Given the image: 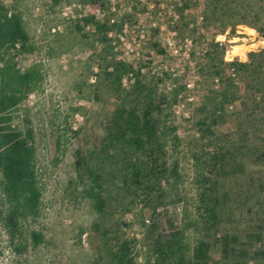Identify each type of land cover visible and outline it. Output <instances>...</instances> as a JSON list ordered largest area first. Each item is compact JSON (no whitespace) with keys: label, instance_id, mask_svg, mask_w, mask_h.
<instances>
[{"label":"trees","instance_id":"trees-1","mask_svg":"<svg viewBox=\"0 0 264 264\" xmlns=\"http://www.w3.org/2000/svg\"><path fill=\"white\" fill-rule=\"evenodd\" d=\"M88 1L97 5L102 0ZM92 21L86 19V23ZM98 27L101 33L108 28L100 23ZM77 28L83 34V28L80 25ZM253 28L262 35L264 25L263 29ZM35 50L23 14L0 0V172L4 195L12 207L6 221L13 238L22 235L23 221L38 216L42 203L35 131L28 118L23 126L15 125L13 115L44 80L40 68L24 69L16 59ZM225 55L226 47L213 43L209 64L202 72L207 69L211 77L223 78L233 66L243 79L250 77L254 83L250 85L252 109L243 102V112L228 111L230 105L244 99L228 75L222 79L224 90L211 91L198 110L196 127L201 139L207 140L194 155L198 219H192L185 206L181 208L185 197L179 186L184 176L178 161L169 162L166 150L167 129L177 130L176 126H167L169 111L185 87H175L170 98L159 91L162 77L147 78L137 67L115 57L105 59L97 78V95L114 99V109L105 116L103 135L87 151L77 152L75 164L85 197L102 219H108L95 224L106 254L100 258L106 264H139L134 253L139 239L128 238L123 232V227L130 226L124 220L136 206L150 212L149 217L142 214V243L150 253L147 264H211L215 246L220 247L223 264H250L251 260L264 263L263 190L255 187L254 181L245 180L241 184L238 178L246 168L243 157L264 148V49L249 53L247 61L228 63ZM131 73L136 80L131 90L126 91L122 81ZM230 121L234 122L235 130L218 135L216 128ZM207 146L215 149L208 151ZM253 200L259 206L255 210L256 226L227 229L225 217L235 216L240 206ZM248 209L253 214L254 207L250 205ZM117 210L120 216L114 214V219L110 218L112 211ZM191 229L198 233L194 245L187 237ZM33 239L40 243L42 235L33 233Z\"/></svg>","mask_w":264,"mask_h":264},{"label":"rangeland","instance_id":"rangeland-1","mask_svg":"<svg viewBox=\"0 0 264 264\" xmlns=\"http://www.w3.org/2000/svg\"><path fill=\"white\" fill-rule=\"evenodd\" d=\"M2 1L7 7L17 9L23 14L26 29L35 44L34 53L20 55L16 58L17 61H21L24 69L33 66L40 68L44 80L13 114L15 125L23 126L24 120L28 118L35 131L36 167L42 190L40 212L37 217L23 221L22 235L13 238L6 221L12 207L4 195L3 177L0 172V264H106L105 260L100 258L106 254L95 224L104 223L108 219H102L94 210L91 201L85 197L84 185L78 177L75 161L79 150L87 151L98 137L103 135L105 116L114 109V99H109L104 94L97 95V78L105 59L111 60L112 57L117 59L119 55L114 45V40L117 39L107 35L115 27L104 22L102 24L108 26L104 33L100 32L98 26L95 30H88L86 19L80 17L84 12V5H95L88 0ZM200 5L206 19L204 28L210 29L212 37L229 32L224 45L226 49L231 50V46L246 49L242 55L248 60L249 53L253 52L252 47H256L251 46L253 40L248 35L252 30L245 29V32L238 33L240 30L238 26L249 28L258 26L263 29L262 1L200 0ZM95 6L106 9L108 5L102 0ZM211 11H215V14H211ZM148 23L150 25L151 21ZM191 23H194L193 27ZM78 25L83 28L82 33L86 37L78 31ZM177 27L182 39L186 36L195 38L197 47L191 58L200 65V69L199 78L196 79V103L190 108L192 117L187 119L174 116L173 107L176 103L169 111L167 126L168 128L176 126L177 130L167 129L169 132L166 150L169 162L178 161L180 172L184 176V182L179 186L185 197L181 208L185 206L191 218L198 219L197 162L194 155L200 152L202 144L207 142L201 139L196 127L200 118L198 110L211 91L224 90L223 80L229 75V70L221 78L223 80L220 90H216L215 78L207 73V69L202 72V68L209 64V53L204 60L198 55V52L202 51L206 37L199 30L200 24L196 16L182 18ZM261 31L264 35V31ZM151 43L153 47L159 46L160 35L155 34ZM185 69L189 71L188 66ZM166 73L158 76L167 81L171 80L176 87L184 86L186 74L181 72L175 79H169L170 77L165 76ZM134 83L128 82V86L123 84V88L130 91ZM253 84L250 77L244 79L241 77V84L236 85V89L242 92L244 99L230 105L228 108L230 113L243 112L245 108L243 102L248 109H252L253 91L250 85ZM159 91L172 97V91L166 92L164 88H159ZM234 130L235 125L232 121L216 128L218 135L223 132L232 133ZM262 139L264 145V133ZM205 149L213 151L215 148L207 146ZM243 159L246 168L238 177L239 182L242 184L245 180L254 181L253 185L263 190L261 196L264 197V187H260L264 184V148L260 147L259 150L250 152ZM244 200L241 198V201ZM255 204L253 200L247 206H240L241 209L235 216H226L225 227L244 230L256 226L258 216L255 210H258L259 206ZM250 205L254 207L253 214L249 212ZM112 213L109 215L112 219L114 214L116 217L120 216L118 210ZM142 214L145 217L150 216L148 210L143 212L141 207L136 206L133 213L126 216L124 221L130 226L123 227V232L128 238L139 239L134 253L139 264H147L150 253L142 243L144 234ZM33 233L42 235L40 243L35 242ZM187 237L188 242L194 245L198 233L191 229ZM211 256V264H223L220 247L215 246ZM250 264L264 263L251 260Z\"/></svg>","mask_w":264,"mask_h":264},{"label":"built area","instance_id":"built-area-1","mask_svg":"<svg viewBox=\"0 0 264 264\" xmlns=\"http://www.w3.org/2000/svg\"><path fill=\"white\" fill-rule=\"evenodd\" d=\"M261 1L264 9V0ZM105 2L108 5L106 9L101 6L84 5V12L80 17L84 20L93 19L88 23L87 29L95 30L99 23L104 22L115 27L107 35L117 39V41L114 40L115 48L119 51L117 59L137 67L143 75L158 76L167 72L169 79H175L181 75V72L186 74L185 90L178 96L173 113L177 118L190 119L192 117L191 105L195 106L196 103L195 88L200 65L191 58L192 52L197 47L195 38L186 36L182 39L177 25L182 18L196 16L200 24L199 30L206 37L202 51L198 52V55L203 57L202 60L210 52L213 43L220 46L225 45L229 32L225 35L211 36L210 29L203 26L206 24V19L200 0H105ZM148 21H151L150 25ZM190 25L193 27L194 23ZM238 28H240L238 33L245 32V29L252 30V33L248 35L253 40L251 46L256 47H252L251 50L264 49V36L257 29L243 25ZM155 34L160 35V48L153 47L151 43ZM220 37H225V39L221 41ZM234 47L231 46V50L226 49L225 61L228 63L236 60L247 61L246 56L231 55ZM186 66L189 71H186ZM178 69L181 71H177ZM229 76L236 85L241 84V77L235 67L229 68ZM135 80L134 73H131L124 77L123 84L128 86V82L134 83ZM170 81L160 82L159 88H164L166 92L172 91L176 84ZM221 82L220 76L214 79L216 90H220Z\"/></svg>","mask_w":264,"mask_h":264},{"label":"clouds","instance_id":"clouds-1","mask_svg":"<svg viewBox=\"0 0 264 264\" xmlns=\"http://www.w3.org/2000/svg\"><path fill=\"white\" fill-rule=\"evenodd\" d=\"M225 39V37H220V40L223 41ZM246 49H237L236 50V54L237 55H242L243 51H245Z\"/></svg>","mask_w":264,"mask_h":264},{"label":"bare ground","instance_id":"bare-ground-1","mask_svg":"<svg viewBox=\"0 0 264 264\" xmlns=\"http://www.w3.org/2000/svg\"><path fill=\"white\" fill-rule=\"evenodd\" d=\"M241 49L239 46H235L233 52H231V55H236V50ZM244 53V51H243Z\"/></svg>","mask_w":264,"mask_h":264}]
</instances>
